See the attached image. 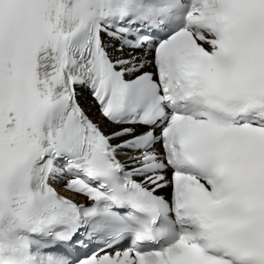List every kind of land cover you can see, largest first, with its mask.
Here are the masks:
<instances>
[{"label":"snow or ice","instance_id":"snow-or-ice-1","mask_svg":"<svg viewBox=\"0 0 264 264\" xmlns=\"http://www.w3.org/2000/svg\"><path fill=\"white\" fill-rule=\"evenodd\" d=\"M0 264H264V0H0Z\"/></svg>","mask_w":264,"mask_h":264}]
</instances>
